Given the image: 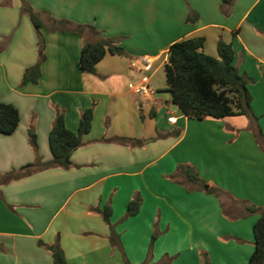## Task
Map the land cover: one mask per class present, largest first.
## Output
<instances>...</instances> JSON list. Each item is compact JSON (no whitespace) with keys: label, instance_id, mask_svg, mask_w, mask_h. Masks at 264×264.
Wrapping results in <instances>:
<instances>
[{"label":"crops","instance_id":"crops-1","mask_svg":"<svg viewBox=\"0 0 264 264\" xmlns=\"http://www.w3.org/2000/svg\"><path fill=\"white\" fill-rule=\"evenodd\" d=\"M22 1L43 22L45 61L38 83L21 86L37 61L36 34L21 0H0V102L19 115L16 130L0 134V175L51 160L57 112L73 133L84 110L92 119L71 168L0 184V264H53L48 247L55 244L66 264H201L204 256L246 264L260 212L245 207L264 211V0ZM77 26L98 35L79 36ZM191 37L204 38L203 52L214 58L218 40L231 44L234 66L250 80L249 117L194 120L178 108L159 117L161 106L128 88L163 67L173 43ZM99 39L123 54L106 53L94 75L83 74L80 50ZM143 57L149 72L129 67ZM186 168L198 184L187 181ZM133 199L139 209L127 217Z\"/></svg>","mask_w":264,"mask_h":264},{"label":"trees","instance_id":"trees-1","mask_svg":"<svg viewBox=\"0 0 264 264\" xmlns=\"http://www.w3.org/2000/svg\"><path fill=\"white\" fill-rule=\"evenodd\" d=\"M225 6H230L233 0H221ZM21 14H25L36 34L37 61L24 70L21 78V86L31 83L36 85L41 76L40 67L45 61L44 44L40 34L43 22L24 1L21 0ZM192 17H187L185 22H193ZM87 30L97 36L98 32L92 27L77 26L74 30L79 36ZM204 38L191 37L173 43L167 52V60L163 66L165 74V90L171 96L174 104L187 119L203 120L211 118L215 120L227 117L245 116L251 114V95L247 89L250 80L240 74L233 64V49L230 43L218 40L216 43L217 57H211L203 52ZM106 53L113 55L123 54L122 49L114 47L109 40L86 41L79 53L77 68L83 74L94 75L95 66ZM92 110H84L78 121L75 133L66 129L63 115L56 113L52 122L48 146L51 160L42 163L35 160L16 171L0 175V184H7L13 180L28 176L33 172L60 168L69 169L73 165L70 161L72 153L81 145V138L86 135L91 126ZM19 123V115L12 105L0 102V134H12ZM117 142H128L115 139ZM28 142L36 151V138L33 130L28 129ZM187 181L198 184L199 180L193 171L186 168L184 171ZM139 209V201L133 199L129 202L126 216L135 215ZM249 214L260 212V217L253 226L254 249L246 264H264V211L253 206H246ZM102 217L108 221L110 209L105 207L101 211ZM40 244V243H39ZM41 245V244H40ZM51 252L53 264H66L64 254L57 244L48 247ZM167 264V263H162ZM201 264H211L206 256Z\"/></svg>","mask_w":264,"mask_h":264},{"label":"rangeland","instance_id":"rangeland-1","mask_svg":"<svg viewBox=\"0 0 264 264\" xmlns=\"http://www.w3.org/2000/svg\"><path fill=\"white\" fill-rule=\"evenodd\" d=\"M154 70V69H153ZM153 70L149 73L141 74L143 77H148ZM141 76V77H142ZM149 88L153 91V94L151 95V101L149 102L151 105L156 104L157 107H162L161 109L163 112L159 115V117L163 116V113L165 112V115L168 114V112L172 111V113L175 115L177 111V107L171 103V96L169 92L165 90L166 84H165V74L163 67H160L156 71L153 72V75L150 77L148 81ZM164 115V116H165ZM165 263L170 264V259H168Z\"/></svg>","mask_w":264,"mask_h":264},{"label":"built area","instance_id":"built-area-1","mask_svg":"<svg viewBox=\"0 0 264 264\" xmlns=\"http://www.w3.org/2000/svg\"><path fill=\"white\" fill-rule=\"evenodd\" d=\"M129 67L132 69H136L138 72H149L151 69V61L143 57L141 59L131 60L129 62ZM128 88L137 96H141L147 99L151 98L153 91L149 88L148 80L146 77H143L137 85H129ZM167 122L171 125L176 123V119L174 116H169L167 118Z\"/></svg>","mask_w":264,"mask_h":264}]
</instances>
